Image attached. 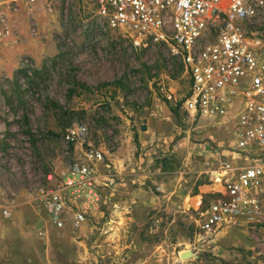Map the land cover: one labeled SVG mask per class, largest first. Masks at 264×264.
Masks as SVG:
<instances>
[{"label":"rangeland","instance_id":"1","mask_svg":"<svg viewBox=\"0 0 264 264\" xmlns=\"http://www.w3.org/2000/svg\"><path fill=\"white\" fill-rule=\"evenodd\" d=\"M17 9L0 37V264H264V216L213 235L199 229L223 193V165L251 163L236 149V109L221 120L193 119L182 107L190 87L182 66L135 49L118 31L90 27V0ZM255 27L264 34V14ZM74 125L87 127L103 156L95 163L97 201L63 190L69 163L83 157L62 140ZM117 157L130 158L127 185ZM152 171L153 180L139 181ZM55 191L67 202L62 229L42 206L43 194ZM152 194L149 215L124 203L133 195L142 205ZM81 209L86 220L74 226ZM186 251L196 257L182 260Z\"/></svg>","mask_w":264,"mask_h":264},{"label":"built area","instance_id":"2","mask_svg":"<svg viewBox=\"0 0 264 264\" xmlns=\"http://www.w3.org/2000/svg\"><path fill=\"white\" fill-rule=\"evenodd\" d=\"M6 1L9 5L17 2ZM29 2L32 5L34 0ZM90 2L94 4L90 27L118 31L135 49L153 50L167 63L176 61L182 66L190 82L182 107L193 119L221 120L228 110L236 109V149L251 155L247 156L251 163L236 168L223 165L221 171L226 175L219 182L223 193L210 203L200 231L208 236L237 220L259 222L264 216V34L255 25L264 14V0ZM8 34L1 20L0 37ZM160 91L171 99L163 87ZM62 140L83 152V157L69 163L63 190H75L88 202L97 201L95 163L103 156L89 144L87 127L67 128ZM84 146L88 147L85 151ZM105 179L109 185L114 183L112 175ZM66 205L59 191L43 194L42 206L57 229L67 224ZM2 215L9 217L10 213L4 209ZM85 220L86 212L81 209L73 225Z\"/></svg>","mask_w":264,"mask_h":264},{"label":"crops","instance_id":"3","mask_svg":"<svg viewBox=\"0 0 264 264\" xmlns=\"http://www.w3.org/2000/svg\"><path fill=\"white\" fill-rule=\"evenodd\" d=\"M31 3L29 2V0H17V2L12 5H5V6H1L0 7V29H1V20L4 21V23L6 24V26H8V21H7V14H9V12L12 13H16L18 12V7H24L25 11L31 13L30 6ZM127 159L130 160V158L125 157V159H120L119 157H117L116 159H113V165L114 168L116 169L117 173L122 176V179H126L125 181V185H127V181H130L129 176L132 175L130 171H132L131 169H129L130 163L127 162ZM118 162V163H117ZM136 176L138 177V174H136ZM139 178V177H138ZM142 179H149V180H153V171L152 172H147V173H143V175H140V180ZM138 190V189H136ZM141 190V189H139ZM134 196H136L137 194H133ZM133 195H129V199H125L124 203L125 205H135V208L139 211V209H143L144 207L148 210H146L145 215H149V212L153 211V194L151 196H149L148 201L145 204H139L138 202H136L135 199H132L131 197H133ZM133 211V208H132ZM149 211V212H148ZM153 213V212H152ZM129 219V218H127Z\"/></svg>","mask_w":264,"mask_h":264},{"label":"water","instance_id":"4","mask_svg":"<svg viewBox=\"0 0 264 264\" xmlns=\"http://www.w3.org/2000/svg\"><path fill=\"white\" fill-rule=\"evenodd\" d=\"M190 257H196L195 256V254L194 253H192L191 251H186V252H184V253H182L181 255H180V258L182 259V260H184V259H187V258H190Z\"/></svg>","mask_w":264,"mask_h":264},{"label":"bare ground","instance_id":"5","mask_svg":"<svg viewBox=\"0 0 264 264\" xmlns=\"http://www.w3.org/2000/svg\"><path fill=\"white\" fill-rule=\"evenodd\" d=\"M222 172H224V171H222ZM222 174H223V173H222ZM217 175H218L217 179L220 178V177L222 176L221 174H217ZM225 175H226V173L224 172V175H223V176H225ZM223 176H222V177H223ZM217 181L220 182V180H217Z\"/></svg>","mask_w":264,"mask_h":264}]
</instances>
